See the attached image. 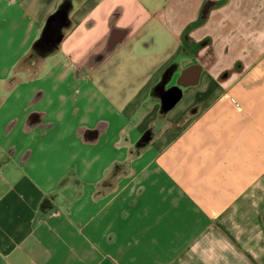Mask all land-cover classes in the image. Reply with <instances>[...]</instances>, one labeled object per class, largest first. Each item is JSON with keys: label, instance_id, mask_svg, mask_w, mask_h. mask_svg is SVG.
Masks as SVG:
<instances>
[{"label": "crops", "instance_id": "obj_1", "mask_svg": "<svg viewBox=\"0 0 264 264\" xmlns=\"http://www.w3.org/2000/svg\"><path fill=\"white\" fill-rule=\"evenodd\" d=\"M0 264H264V0H0Z\"/></svg>", "mask_w": 264, "mask_h": 264}, {"label": "rangeland", "instance_id": "obj_2", "mask_svg": "<svg viewBox=\"0 0 264 264\" xmlns=\"http://www.w3.org/2000/svg\"><path fill=\"white\" fill-rule=\"evenodd\" d=\"M42 43H44V38L40 39L37 41L35 47L41 45ZM54 46H56V44H53ZM53 48V47H52ZM54 49V48H53ZM37 57V58H35ZM40 64V57L39 56H33L31 57H27V59H23L20 62V65L22 68H24V71H21L22 73H18L19 75L23 76V78L26 79H32L37 77V75L39 76L40 71H37L39 69L38 65ZM26 65H28L26 67ZM155 93V92H154ZM149 108H145L144 105H142V109H140L141 111H147ZM143 114H141L142 116ZM137 119L131 118L129 120V132L125 135V142H127L128 144H130L132 142L133 147H141L142 146V142L145 141L144 140V136L146 135V133H142V128H145V125L147 123V120L141 119L139 118L140 115L137 116ZM147 130V129H146ZM131 147V146H130Z\"/></svg>", "mask_w": 264, "mask_h": 264}]
</instances>
